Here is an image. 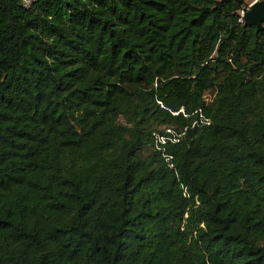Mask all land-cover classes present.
<instances>
[{
	"label": "trees",
	"instance_id": "1",
	"mask_svg": "<svg viewBox=\"0 0 264 264\" xmlns=\"http://www.w3.org/2000/svg\"><path fill=\"white\" fill-rule=\"evenodd\" d=\"M246 7L0 0V264H264Z\"/></svg>",
	"mask_w": 264,
	"mask_h": 264
},
{
	"label": "water",
	"instance_id": "2",
	"mask_svg": "<svg viewBox=\"0 0 264 264\" xmlns=\"http://www.w3.org/2000/svg\"><path fill=\"white\" fill-rule=\"evenodd\" d=\"M243 25L254 26V34L262 29L264 21V0H252L240 13Z\"/></svg>",
	"mask_w": 264,
	"mask_h": 264
},
{
	"label": "built area",
	"instance_id": "3",
	"mask_svg": "<svg viewBox=\"0 0 264 264\" xmlns=\"http://www.w3.org/2000/svg\"><path fill=\"white\" fill-rule=\"evenodd\" d=\"M20 3L27 7L32 0H19ZM197 118H198V122L199 123H203V124H208V119L205 118L201 112L199 110H197ZM196 122V121H194ZM165 133H169L170 136H165V135H161V134H155L153 137V148L156 150H159L163 156V158L169 162V159L171 156L164 154V144L166 142V140L170 141V142H175L177 141V136L180 134H175L174 131L171 128H165L164 129ZM168 166L170 167L171 164L169 163ZM185 190H183V195H185Z\"/></svg>",
	"mask_w": 264,
	"mask_h": 264
},
{
	"label": "rangeland",
	"instance_id": "4",
	"mask_svg": "<svg viewBox=\"0 0 264 264\" xmlns=\"http://www.w3.org/2000/svg\"><path fill=\"white\" fill-rule=\"evenodd\" d=\"M251 1L252 0H244V3L248 5ZM205 97H206V99H210L211 95L208 93V94H205Z\"/></svg>",
	"mask_w": 264,
	"mask_h": 264
}]
</instances>
